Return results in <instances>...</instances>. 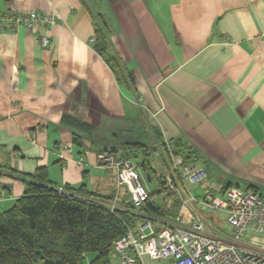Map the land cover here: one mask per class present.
I'll list each match as a JSON object with an SVG mask.
<instances>
[{"label":"crops","instance_id":"obj_1","mask_svg":"<svg viewBox=\"0 0 264 264\" xmlns=\"http://www.w3.org/2000/svg\"><path fill=\"white\" fill-rule=\"evenodd\" d=\"M14 9L56 21L46 47L24 26L0 30V206L39 167L110 201L115 174L97 153L139 162L149 146L154 171L169 140L194 149L206 179L261 194L264 0H0ZM96 29L108 55L93 46Z\"/></svg>","mask_w":264,"mask_h":264},{"label":"built area","instance_id":"obj_2","mask_svg":"<svg viewBox=\"0 0 264 264\" xmlns=\"http://www.w3.org/2000/svg\"><path fill=\"white\" fill-rule=\"evenodd\" d=\"M55 21L54 14L35 9L0 10V30L24 26L37 32L43 47L49 43L43 28ZM140 100L139 95L137 103ZM167 150L164 159L155 152L153 172L178 202V211L170 220L148 215L128 227L112 243V263L146 264L147 257L164 260V264H264V195L252 188L209 182L202 166L184 165L179 155H173L168 146ZM155 157L165 165L163 172L157 171ZM97 160L115 174L116 191L106 203L110 211L118 207L122 187L135 207L148 199L151 190L139 162L117 159L108 151L97 153ZM188 184L199 187L202 194H193ZM56 188L68 192L63 185ZM206 208L223 212L230 230L220 229L212 217L205 216Z\"/></svg>","mask_w":264,"mask_h":264},{"label":"trees","instance_id":"obj_3","mask_svg":"<svg viewBox=\"0 0 264 264\" xmlns=\"http://www.w3.org/2000/svg\"><path fill=\"white\" fill-rule=\"evenodd\" d=\"M93 41L100 55H108L107 36L102 30L96 29ZM106 58L116 74L120 69L118 61L113 56ZM163 144L165 153L168 146L184 165L194 163L198 157L190 145L180 140ZM149 148L146 146L142 153L148 173ZM22 181V194L0 211V264H82L88 254L91 256L87 264H113L112 243L128 227L148 215L170 220L179 207L161 182L142 205L135 207L126 201L110 211L106 205L108 196L83 191V185L77 190L63 185L68 192H59L49 181L45 167L36 168ZM159 192H164L165 197L161 202L154 201L152 197Z\"/></svg>","mask_w":264,"mask_h":264},{"label":"rangeland","instance_id":"obj_4","mask_svg":"<svg viewBox=\"0 0 264 264\" xmlns=\"http://www.w3.org/2000/svg\"><path fill=\"white\" fill-rule=\"evenodd\" d=\"M134 159L138 160L139 157H135ZM155 160L157 161V166H156L157 171L163 172L165 170V165L159 163V161L156 159V157H155ZM149 175H150V177L152 176V179H151V181H147L148 188L151 191L158 190L160 188L159 179L156 176H154V172L153 171H150ZM215 177H216V173L213 176H210L209 177V180L216 181L217 182V180H216ZM211 181H209V182H211ZM234 183L235 184L238 183L239 186L242 187V188L244 187V184L242 182L235 181ZM188 187L191 189V191H192L193 194H196V195H201L202 194V190H200V188L197 187L196 185H194V184H188ZM121 191L123 193V191H124V188L123 187L121 188ZM260 192H261L262 195H264V188H261V191ZM164 197H165V193L164 192H159L157 194H154V196L152 197V199L154 201L161 202ZM9 205L10 204H6V205L0 206V211L3 210V209H5V208H7ZM203 213H204L205 216L212 217L213 218V222L220 229H222V230H230V226L226 223V221H225V215H224L223 212H220V211L214 210V209L206 208V210ZM141 222L142 221H140V220L137 221V223H141ZM90 256H91V254L86 255L85 258L83 259L82 264H87ZM144 260H145L146 264H164V262H165L164 260H161V259L150 260L147 257H144Z\"/></svg>","mask_w":264,"mask_h":264},{"label":"water","instance_id":"obj_5","mask_svg":"<svg viewBox=\"0 0 264 264\" xmlns=\"http://www.w3.org/2000/svg\"><path fill=\"white\" fill-rule=\"evenodd\" d=\"M139 164H140V166H141V169L144 171V175H145L146 179L149 180V179H150V175H149V173L145 170V163H144V160L141 159V160L139 161Z\"/></svg>","mask_w":264,"mask_h":264}]
</instances>
